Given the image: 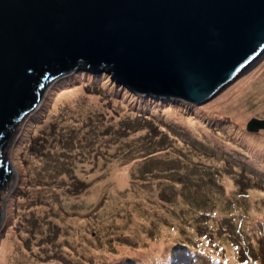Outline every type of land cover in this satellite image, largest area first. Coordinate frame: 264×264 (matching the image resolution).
I'll return each instance as SVG.
<instances>
[{"label": "rangeland", "instance_id": "1", "mask_svg": "<svg viewBox=\"0 0 264 264\" xmlns=\"http://www.w3.org/2000/svg\"><path fill=\"white\" fill-rule=\"evenodd\" d=\"M81 67L5 139L11 264H264V128H248L264 120V53L201 104Z\"/></svg>", "mask_w": 264, "mask_h": 264}, {"label": "water", "instance_id": "2", "mask_svg": "<svg viewBox=\"0 0 264 264\" xmlns=\"http://www.w3.org/2000/svg\"><path fill=\"white\" fill-rule=\"evenodd\" d=\"M263 53L264 0H0V180L16 120L82 63L201 104Z\"/></svg>", "mask_w": 264, "mask_h": 264}, {"label": "bare ground", "instance_id": "3", "mask_svg": "<svg viewBox=\"0 0 264 264\" xmlns=\"http://www.w3.org/2000/svg\"><path fill=\"white\" fill-rule=\"evenodd\" d=\"M256 60H258V59H256ZM255 60V61H256ZM254 62V61H253ZM251 65V64H250ZM249 65V66H250ZM81 68H83V69H85L86 71H91V72H93V69H91V67H89V68H85L84 66H82ZM97 71H101V72H104V73H107V74H109L110 75V77L112 78V79H114L115 80V82L116 83H121L123 86H126V83L124 82V81H121V79H119V78H117V77H115V75L113 74V73H111V72H109L108 70H105V69H102V70H97ZM234 77H235V75H234ZM253 77V76H252ZM252 77H250V78H245L244 80H242V82H241V85L242 86H245V85H247V87H251L252 86V82L253 81H251L250 79L252 78ZM240 85V86H241ZM239 86V87H240ZM261 87V85H260V82L258 81V89ZM252 88V87H251ZM77 91V89H75V90H73V89H71V88H69L68 90H67V93H65V96H67L68 98H69V100H71V101H73L74 100V94H75V92ZM153 95V94H152ZM153 96H158V95H153ZM158 97H163V96H158ZM213 98V97H212ZM40 99H41V96H40V98H39V100L38 101H40ZM183 100V99H182ZM185 101V100H184ZM195 104V103H194ZM217 104V103H216ZM36 107V106H35ZM35 107H33L31 110H33ZM30 110V111H31ZM224 112V111H223ZM27 114V113H26ZM263 138V141H264V134H263V136H262ZM255 145H258V146H260V145H263L262 144V142H260V141H257V142H255ZM6 170H7V168H6ZM114 171H115V173H114V175L112 176H110V178H112L113 179V177H115L116 178V180L118 181V184L120 185V186H124L125 185V183H126V181H127V176H128V168L127 167H122L120 170H119V167L117 166L115 169H114ZM6 174H7V172H6ZM5 174V175H6ZM14 239L13 238H11V237H8V239H4V240H2L1 241V243H0V264H11V261L13 260V258L14 257H16V258H18V256L17 255H15L16 254V252H14V250H13V245H14ZM160 250L159 249H157V250H154V249H151L150 251H148V256H152V255H154L156 252H159ZM179 251H181V250H179ZM9 261V262H8Z\"/></svg>", "mask_w": 264, "mask_h": 264}, {"label": "trees", "instance_id": "4", "mask_svg": "<svg viewBox=\"0 0 264 264\" xmlns=\"http://www.w3.org/2000/svg\"><path fill=\"white\" fill-rule=\"evenodd\" d=\"M82 64H83V66H84L85 68H89L88 64H86V63H82ZM103 69L107 70V68H103Z\"/></svg>", "mask_w": 264, "mask_h": 264}]
</instances>
